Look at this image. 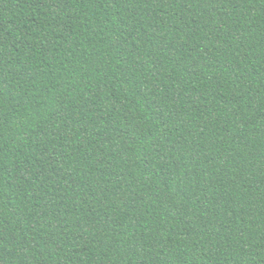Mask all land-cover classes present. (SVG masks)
<instances>
[{"label": "trees", "instance_id": "obj_1", "mask_svg": "<svg viewBox=\"0 0 264 264\" xmlns=\"http://www.w3.org/2000/svg\"><path fill=\"white\" fill-rule=\"evenodd\" d=\"M0 264H264V0H0Z\"/></svg>", "mask_w": 264, "mask_h": 264}]
</instances>
